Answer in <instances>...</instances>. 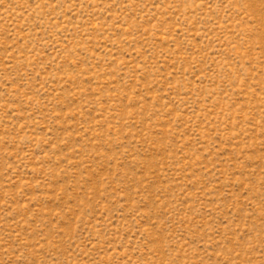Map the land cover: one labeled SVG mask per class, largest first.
<instances>
[{
  "label": "rangeland",
  "instance_id": "rangeland-1",
  "mask_svg": "<svg viewBox=\"0 0 264 264\" xmlns=\"http://www.w3.org/2000/svg\"><path fill=\"white\" fill-rule=\"evenodd\" d=\"M0 264H264V0H0Z\"/></svg>",
  "mask_w": 264,
  "mask_h": 264
}]
</instances>
